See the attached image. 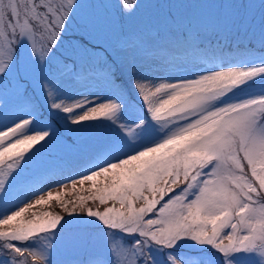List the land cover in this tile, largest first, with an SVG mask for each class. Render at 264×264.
Returning a JSON list of instances; mask_svg holds the SVG:
<instances>
[{
  "label": "snow or ice",
  "instance_id": "6c2138e0",
  "mask_svg": "<svg viewBox=\"0 0 264 264\" xmlns=\"http://www.w3.org/2000/svg\"><path fill=\"white\" fill-rule=\"evenodd\" d=\"M189 243L264 264V0H0V264Z\"/></svg>",
  "mask_w": 264,
  "mask_h": 264
},
{
  "label": "rangeland",
  "instance_id": "374dc122",
  "mask_svg": "<svg viewBox=\"0 0 264 264\" xmlns=\"http://www.w3.org/2000/svg\"><path fill=\"white\" fill-rule=\"evenodd\" d=\"M76 91L73 89H67L64 92V95L68 96L69 98L75 97ZM96 94H102L99 90H94ZM43 115V113H42ZM63 121H60V125H63ZM103 131V130H98ZM109 135H112L111 129L106 130ZM97 146L96 141H88L87 142V148L84 152H82L78 157L74 158L73 160V167L78 168L80 164L84 163L86 160L87 153L94 149ZM55 177H50L49 182H53ZM90 183V182H89ZM88 183L85 184L84 187H88ZM79 188L80 185H77ZM53 191V196L55 197L57 192L55 189H51ZM64 191L67 193L66 196L63 197V199H76V194H73L71 192V185L69 184L67 189H64ZM46 196V192L42 193ZM83 194V193H82ZM33 211L37 212H46L50 211L55 214H61L66 215V213L63 212V208L60 206V204L53 199L50 201L49 204H41L38 205ZM173 255H175L178 259L182 261V264H212V258L209 257V255L206 253L205 249L195 245V244H180L173 252ZM157 264H166V254H160L156 255Z\"/></svg>",
  "mask_w": 264,
  "mask_h": 264
}]
</instances>
